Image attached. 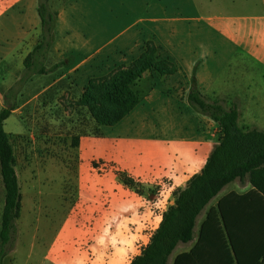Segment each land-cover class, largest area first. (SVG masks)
Segmentation results:
<instances>
[{
	"label": "crops",
	"instance_id": "0c3cea01",
	"mask_svg": "<svg viewBox=\"0 0 264 264\" xmlns=\"http://www.w3.org/2000/svg\"><path fill=\"white\" fill-rule=\"evenodd\" d=\"M100 1L104 10L98 5L85 27L71 22L78 2L64 12L67 22L55 26L46 72L33 73L25 85L65 68L53 83L64 79L83 89L104 72L138 61L148 67L133 86L139 102L125 117L113 125H99L92 116L82 123L90 130L77 145V196L58 221L43 263L129 264L141 253L173 203L174 190L201 170L217 142L219 125L192 102L194 92L226 108L237 104L242 129L264 130V0H121L119 6ZM38 3L0 0V79L8 88L41 39ZM136 9V19L115 28V18ZM119 171L157 188L139 192ZM252 188L248 177L228 183L197 217L193 239L179 243L168 264L196 244L212 205ZM56 202L64 206L58 195ZM232 222L238 245L264 248V221ZM259 262L264 264V252Z\"/></svg>",
	"mask_w": 264,
	"mask_h": 264
},
{
	"label": "trees",
	"instance_id": "16d2710c",
	"mask_svg": "<svg viewBox=\"0 0 264 264\" xmlns=\"http://www.w3.org/2000/svg\"><path fill=\"white\" fill-rule=\"evenodd\" d=\"M41 39L25 58V69L20 79L4 94L0 108V175L4 185V206L0 228V264L14 249L17 235L16 220L21 215L22 191L16 169L14 146L4 122L17 107V97L33 73H45L44 61L54 41L55 15L48 0H39ZM148 67L137 62L128 69H119L110 76L102 88L91 80L82 95V103L99 125H113L125 117L139 102L134 89ZM89 88V89H88ZM97 88L101 90H97ZM97 91V92H96ZM190 99L219 125L217 142L204 166L192 175L186 184L174 190V201L164 211L162 220L150 241L129 264H168L179 243L193 239L196 220L203 209L231 181L248 177L253 188L245 194L231 192L212 205L204 219L196 244L180 252L174 264H262L264 248L249 251L236 241L234 218L261 224L264 221V130H244L238 125L237 104L226 108L221 100L209 102L199 92ZM96 165V163H94ZM121 179L141 188L136 179L125 171L118 172Z\"/></svg>",
	"mask_w": 264,
	"mask_h": 264
},
{
	"label": "rangeland",
	"instance_id": "374dc122",
	"mask_svg": "<svg viewBox=\"0 0 264 264\" xmlns=\"http://www.w3.org/2000/svg\"><path fill=\"white\" fill-rule=\"evenodd\" d=\"M75 2L79 3V9L74 13V21L71 17V22L78 26L89 25L90 16L94 18L98 13V5L99 8L101 5L99 11L104 10V3L99 0H48L55 15L56 26L67 22V16L63 18L64 12ZM119 2L121 0H110L109 5L119 6ZM133 3L135 5L136 1ZM137 10L122 17L123 19L115 18V28L136 19L139 15ZM39 32L41 33V25ZM148 51L150 55L151 50ZM59 70L49 77H40L35 84L25 85L17 97L16 108L21 109L15 108L4 122L14 146L22 191V211L20 218L16 220L15 246L7 254L9 257L6 256L4 264H49L43 263L45 249L52 240L58 221L64 213L70 211L77 196L79 135L90 130V127L82 126V123L87 124L92 116L88 106L81 101L82 95L91 80L96 81L102 88L115 73V70L107 74L104 72L99 77L91 78L83 89H77L64 79L53 83L64 73L65 68ZM8 83L0 79V108L4 105ZM98 164L100 167L102 162ZM135 181L138 182L137 179ZM138 185L142 187V191L157 188L147 187L142 182H138ZM57 195L60 202L64 198V206L56 202ZM4 196L5 190L0 175V228ZM172 258L173 256H170V259Z\"/></svg>",
	"mask_w": 264,
	"mask_h": 264
}]
</instances>
